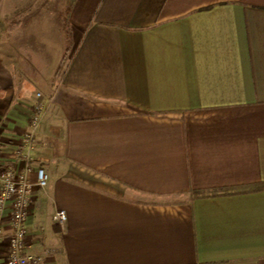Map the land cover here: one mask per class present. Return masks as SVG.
Returning <instances> with one entry per match:
<instances>
[{
	"label": "crops",
	"instance_id": "crops-1",
	"mask_svg": "<svg viewBox=\"0 0 264 264\" xmlns=\"http://www.w3.org/2000/svg\"><path fill=\"white\" fill-rule=\"evenodd\" d=\"M70 22L54 83L63 53L47 64L0 43V187L8 166L33 182L26 250L44 264H264V0H75ZM219 188L233 191L191 196Z\"/></svg>",
	"mask_w": 264,
	"mask_h": 264
},
{
	"label": "rangeland",
	"instance_id": "rangeland-1",
	"mask_svg": "<svg viewBox=\"0 0 264 264\" xmlns=\"http://www.w3.org/2000/svg\"><path fill=\"white\" fill-rule=\"evenodd\" d=\"M67 1L36 0L32 7L21 15L20 27L18 25L16 30L9 31V26L17 17L12 20L7 17L22 4L14 0H0V43H16L20 55L27 59L30 56L28 50H31L36 58L45 56L48 59L47 64L57 62L65 48L63 19Z\"/></svg>",
	"mask_w": 264,
	"mask_h": 264
},
{
	"label": "built area",
	"instance_id": "built-area-1",
	"mask_svg": "<svg viewBox=\"0 0 264 264\" xmlns=\"http://www.w3.org/2000/svg\"><path fill=\"white\" fill-rule=\"evenodd\" d=\"M41 96L40 92H37ZM44 103L39 102L34 106L30 117L29 128L24 134L23 141L32 144L35 133L43 119ZM48 174L46 170L39 167L35 171V180L39 188L47 186ZM33 182L26 172H17L12 166L4 170V176L0 187V209L7 201L12 203L11 228L12 233L8 238V246L4 260L6 264H44L41 254L30 253L26 250L27 236L25 223L28 216L29 206L32 198ZM67 218L65 210H57L53 219L63 222Z\"/></svg>",
	"mask_w": 264,
	"mask_h": 264
},
{
	"label": "trees",
	"instance_id": "trees-1",
	"mask_svg": "<svg viewBox=\"0 0 264 264\" xmlns=\"http://www.w3.org/2000/svg\"><path fill=\"white\" fill-rule=\"evenodd\" d=\"M35 1L36 0H29L23 6L16 9L10 16L7 17L8 20H12L13 17H17L16 21L9 26V30H13L15 27H17L20 24L21 15L25 13L26 11H28L32 7L33 2ZM74 2L75 0H69L67 7H66L65 19H64V24H63L64 36H65V48H64L63 55L59 63V66L55 72L53 83L63 75L65 67L68 63L70 51L73 46V35H72V27H71V22H70V12L72 10ZM257 187H260V186L254 185V186L237 187L236 189H234V192L245 191L247 190V188H257ZM232 191L233 190H231V188L191 191V196L192 197H208V196H216V195H225V194L231 193Z\"/></svg>",
	"mask_w": 264,
	"mask_h": 264
}]
</instances>
